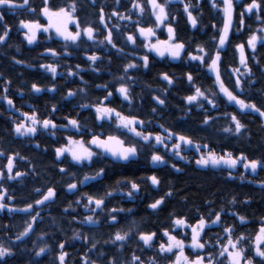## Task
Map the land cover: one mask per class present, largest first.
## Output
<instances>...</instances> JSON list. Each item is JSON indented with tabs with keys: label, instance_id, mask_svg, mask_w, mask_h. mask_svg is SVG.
I'll list each match as a JSON object with an SVG mask.
<instances>
[{
	"label": "trees",
	"instance_id": "16d2710c",
	"mask_svg": "<svg viewBox=\"0 0 264 264\" xmlns=\"http://www.w3.org/2000/svg\"><path fill=\"white\" fill-rule=\"evenodd\" d=\"M73 2L77 7L74 15L79 18L81 28L91 24L96 30L97 42L104 38L107 31L99 22V9L104 7L109 27L117 24L120 26L119 29L113 27V40L117 48H122L123 51L118 52L111 46L88 41L83 35L76 45L69 42V46L64 48L65 42L55 36L54 30L51 33L38 32L37 40L29 45L24 37L27 30L21 28L19 22L39 19L41 24L46 25L47 19L40 11L44 6L43 0H30L31 7L36 9L35 13L29 12L27 7L4 10V21H0V33L5 24L11 28L8 40L0 44V97L5 95L3 90L7 86V97L14 103V107L9 106L5 99L0 98V151L5 153L0 156V170L6 172L7 156L19 153L13 175L15 171L26 173L15 180L0 181V192L7 189L8 196L15 199L6 197L5 202L15 208H24L28 203L41 199L48 187L56 190L52 201L34 205L40 211V217L34 231L24 237L23 242L17 241L16 236L23 231L25 221L30 219L31 214L0 211V244L11 247L16 253L0 260V264H59L57 257L61 250L58 245L65 242L63 251L69 253L66 264H84L85 258L96 264H108L113 257L117 264H128L133 253L140 256L145 264H148V259L152 256L156 257L157 264H169V256L157 251L160 242H167V237L162 235L163 230L168 229L178 236L183 232L190 233V228L177 227L173 230L172 220L186 217L188 223L194 225L201 215L206 219H214V216L208 217L209 211L213 209L222 212V222L235 227L234 235L242 233L251 237L264 222V186L261 184L264 182V168H258L253 173L250 169L244 170L242 162L235 169L225 164L205 168L197 165L195 160L202 153L215 150L218 154L232 152L234 156L243 152L249 159L264 161V117L251 110L242 112L235 103L228 102L223 94L218 98L209 94V99L216 100L217 108H213L207 101L188 104L185 99L194 94L193 84L186 79L188 72L192 73L195 85L206 93L208 89L219 92L218 86L214 84V73L208 70L206 64L190 61L187 53L197 54V45H202L210 54L214 53L218 45L219 30L223 26L222 12L219 10L223 6L221 0H216L219 6L217 8L212 6L210 0H173L168 4L169 21L175 29L177 40L186 45L185 53L180 59H172L167 55L161 58L143 46L147 41L139 36L136 22L139 21L140 26H155V17L150 13L147 0H139L145 5L143 15L132 8L137 0H120L119 4L115 0H95L94 3L93 0H49V6L56 9L68 7ZM160 2L163 3L164 0ZM250 2L251 0H234L236 15L228 42L221 49L220 70L226 86L240 98L254 102L264 110V41L257 44L255 53L246 43L253 33L264 36V32L258 31L264 28V10L246 14L244 28L242 31L238 30L239 13ZM260 2L264 6V0ZM17 3L22 4L23 0H17ZM185 3L190 4V11L197 17L196 28L191 26L187 13L183 10ZM113 10L121 15L131 16V20L112 17L110 14ZM167 23L166 21L165 25L156 29L157 37L161 40L167 39ZM213 25L216 27L213 28ZM69 28L76 31L75 25H69ZM127 35H134L136 43L127 41ZM155 39L152 38L153 42ZM240 43L245 44L251 75H245L246 70L239 63V52L235 45ZM49 48L59 55L53 56L46 52ZM93 54L101 57L95 64L87 59V56ZM144 55L149 56L148 68L142 67L141 57ZM13 57L24 63L17 64ZM128 63H135L139 67L125 73L124 68ZM42 64L57 66L55 78L40 67ZM233 68H239L240 73H231ZM69 72L77 75H69ZM162 73L172 76L174 83L169 85L162 79ZM237 75H240L243 82V91L234 86ZM119 77H124V80H119ZM6 80H11V84L6 85ZM33 83L44 91L34 92L31 89ZM121 83L129 86L131 103L116 91ZM105 84L108 85L107 88L102 87ZM53 87L55 91L48 90ZM79 89L84 91L75 96H67L68 91L77 92ZM108 91L113 95L105 101ZM156 96L165 99V105H158L153 99ZM99 101L124 115L136 116L146 121L142 128L138 126L142 131L166 137L168 132L165 129H168L192 138L201 145V150L198 152L192 145H182L181 155L187 157L185 160L171 151L172 144L178 142L176 136L172 140H166L169 147L165 149L163 145L155 144L154 139L147 143L126 130H118L114 121H100L96 118L95 108L92 106ZM201 103L203 107L200 106ZM53 106L56 107L55 112L51 111ZM153 108L156 109L155 112L152 111ZM31 112H36L41 120H54L57 129H41L35 137L17 135L14 132L15 123L25 119L21 113ZM226 113H235L246 125L239 135L223 131L225 127H234ZM206 116L213 117L208 124L203 123ZM68 119L78 120L83 137L68 125ZM93 133L101 134V138L106 134L119 135L125 140L126 146L136 144L138 155L129 161H122L92 146L97 155L91 163H76L68 153L57 158L55 149L64 146L67 137L83 138L87 142ZM204 145L208 147H203ZM154 153L162 155L165 163H153L151 155ZM21 156L26 159H20ZM60 168L67 169V172L61 173ZM101 168L104 169L103 176L84 180L85 175L95 176ZM152 175L160 180L158 186L152 185L147 179ZM241 176L244 178L241 179ZM127 181H135L140 185V190L131 197L127 195L131 191ZM68 183H77L78 188L69 191ZM36 189H40V192ZM106 192H111L112 195L105 196ZM167 192L172 195L166 196ZM85 194L104 197L105 205L95 211L92 210L94 205L85 208ZM161 197H165V201L159 209L148 207ZM233 197L236 200L234 204L230 202ZM77 200L80 201L78 205L75 203ZM209 201L213 203L209 204ZM112 208L124 209L123 212L114 214L117 216L116 223L110 220V215L113 214L109 210ZM232 213L245 216L246 223L240 224ZM88 215H92L99 223L83 222ZM129 228L132 236L124 242L122 249V242L111 243L116 231H128ZM138 232H156L153 247L145 246L138 239ZM76 233H80L81 238L74 239ZM205 234V239L213 241L217 234L222 238L226 235L220 225L212 226L211 231L206 228ZM105 241L109 242L104 243ZM93 243H96V248L89 251ZM45 244L51 246L50 250L37 257L35 253ZM211 251L216 252L217 249ZM185 253L190 257L194 255L189 248L185 249ZM249 255L252 253L249 252ZM255 264H259V257L255 258Z\"/></svg>",
	"mask_w": 264,
	"mask_h": 264
},
{
	"label": "snow or ice",
	"instance_id": "6c2138e0",
	"mask_svg": "<svg viewBox=\"0 0 264 264\" xmlns=\"http://www.w3.org/2000/svg\"><path fill=\"white\" fill-rule=\"evenodd\" d=\"M95 0H93V3ZM117 4L120 3V0H115ZM173 0H164V2H160V0H147V5L150 6V13L155 17V26H140L139 21L136 22L137 31L139 36L143 37L147 43H144L143 46L148 49L149 52H155L157 56L163 58L166 55L171 57L172 59H180L182 54L185 53L186 45L184 42L177 40L175 29L171 26V22L169 21V13L167 10L168 4H171ZM212 6L214 8L219 7L217 5L216 0H210ZM222 8L219 10L222 12L223 26L219 30L218 37V45L216 46L214 53L210 54L202 45H197L195 48V52L197 54H192L191 52L187 53V58L190 61H198L201 65L207 66L208 70L214 73L215 80L214 84L218 86L219 92H214L211 89L203 90L200 86H196L194 83V78L191 72L186 73V79L190 84H193L194 94L188 95L185 97L188 104H193L194 102L207 101L209 105L213 108H217L218 104L216 100L209 99V94L213 97H219L220 94L227 99L230 103H235L239 109L243 112L245 110H251L252 112L258 113L261 117H264V110L261 107H258L254 102H247L245 99L240 98L237 94H235L228 86H226L224 80L221 76L220 70V61H221V49L224 48L226 43L228 42L230 32L233 28L234 16L236 15V9L234 6V0H221ZM43 7L41 8V14L43 17L47 19V24H41L39 19L36 20H21L19 22V26L27 31L24 33V37L27 40L29 45L33 44L37 40V34L40 31L44 33H51L52 30L55 32V36L61 38L65 44L64 48L69 46V42L73 45H76L77 42L81 41L82 35L87 38L88 41H93L94 43H98L99 45L111 46V48H116L118 52H122V48H117L116 43L113 40V27L119 29V25H113V27H109L106 21V14L104 11V7H100L99 9V22L103 27L107 30L106 35L102 40L96 41L95 32L96 30L91 26V24L81 28L80 20L74 14L77 11L76 4L73 2L68 7H58L53 9L49 6V0H43ZM29 12L35 13L36 9L31 7L30 0H23V3H17V0H0V21H4V10L10 9H19L25 8ZM190 4L185 3L183 10L187 13V19L190 22L193 28H196L198 24L197 17L193 15L192 11H190ZM133 9H137L141 15L145 12V5L140 3L139 0L133 3ZM264 10V6L260 0H251L250 3H247L244 7V10L239 13V21H238V30L242 31L245 25L244 17L246 14H251L254 11L259 13ZM112 17H118L120 20H131V16L129 15H121L119 12L113 10L110 14ZM174 19V17H173ZM261 19V17H258ZM167 23V39L161 40L157 37L156 29L160 28L162 25ZM69 25H75L76 31H71ZM213 28L216 26L213 25ZM258 31L264 32V28L259 29ZM11 32V28H9L6 24L3 27L2 33H0V44L5 43L9 38V33ZM155 37V42H153L152 38ZM51 38V36L49 37ZM127 41H130L132 44L136 43V37L134 35H127ZM261 41H264V36L257 35L255 33L251 34L247 39L246 43L249 48L252 49L253 53H255L257 44ZM236 49L239 52V63L246 70L245 75H251V68L248 66L247 55L245 51V44L240 43L235 45ZM19 50V49H17ZM46 52L50 53L53 56L59 55L54 49H46ZM70 55V53H65ZM17 64L24 63L21 60H16L13 57ZM87 59L95 64L98 60L101 59L100 56L95 54L87 56ZM143 61L142 67H149V56L144 55L141 57ZM40 67L44 68L46 71L50 72L55 78L57 74V66L53 64H42ZM80 68L79 65L76 66ZM139 67L135 63H128L124 72L127 73L129 69ZM231 73H240L239 68L231 69ZM230 73V75H231ZM69 75H77L75 72H69ZM2 75V74H0ZM162 79L167 81L169 85L174 83L173 77L168 73L161 74ZM82 79V77H81ZM119 80H124V77H119ZM242 80L240 75L236 76L234 81V86L240 91H243ZM6 85L11 84V80L5 81ZM100 87V86H98ZM102 87L107 88L108 85H102ZM31 89L34 92L44 91L43 88L38 86L36 83L31 85ZM49 91H55L56 89L53 87L48 89ZM5 95L3 98L6 100L9 106L14 107V103L12 99L7 97L8 87L4 88ZM84 89H79L77 92L68 91L67 96H75L78 92H82ZM116 91L123 97L124 100L129 101L131 103L132 97L130 95V88L128 85L121 83L120 86L116 89ZM113 93L108 91L104 100H109L112 97ZM166 95V93H165ZM153 99L158 103V105H165V99H162L160 96L153 97ZM203 107V104L200 105ZM81 107H89V105H81ZM92 107L95 108L96 118L100 121H114L116 128L118 130L123 129L128 133H132L134 137L139 138L144 142L150 143L153 139L155 144L163 145L165 149L169 147L166 143V140H172L173 136H176L178 142H174L171 146V151L181 159L187 160V157L181 155L182 145H192L195 147L196 151L201 150V145L199 143H195L194 140L188 136L182 134H176L168 129H165L168 132V135L165 137L161 134L153 135L151 132H145L140 130L146 121L139 119L136 116L124 115L122 112L117 111L115 108L107 106L103 101H99L96 105ZM52 112L56 111V107L53 106L51 109ZM153 112L156 111L155 108L152 109ZM25 117L23 121L17 122L14 125V132L19 136L24 137H35L39 130H49V129H57V124L54 120L51 119H39L38 114L36 112L31 113H21ZM226 115L230 118L232 125L229 127H225L223 129L224 132L233 133L235 135H239L242 130L246 128V125L241 122L238 116L235 113H226ZM67 119V118H66ZM213 117L206 116L203 120L204 124H208ZM30 121V123H29ZM147 123H150L147 122ZM68 125H70L73 129H75L78 133L83 137V132H81V124L76 119H68ZM140 126V128H138ZM161 127H163L161 125ZM87 131V129H84ZM39 147V145H37ZM102 150V153L109 154L110 156L116 158L117 160L129 161L131 158H134L138 155V148L135 143H130L127 146L125 145V140L121 139L119 135L106 134L104 138H101V134L93 133L91 139L89 141H85L83 138L74 139L72 136L66 138V143L64 146L58 147L55 149V154L57 158L63 156L65 153H68L71 157V160L76 163H83L84 161L92 162L93 157L97 155L95 151H93V147ZM203 147H208V145H204ZM5 153L0 151V156H4ZM19 153H13L12 155L7 156V164H6V172L4 170H0V181L5 179L7 180H15L19 177L26 175V173L15 171V161ZM20 159H26V157H20ZM151 161L153 163H165L164 157L158 153H154L151 155ZM242 162V166L244 170H251V172L256 173L258 168H264V161L257 159H249L243 152L239 155L234 156L232 152H227L226 154H218L215 150H210L206 154L202 153L198 159L195 160V163L202 167H208L209 165L218 167L221 164L227 165L231 169L237 168L238 164ZM173 168H176L175 165H172ZM180 171V169H176ZM59 171L61 173H66L67 169L60 168ZM74 175V174H73ZM104 169H99L95 176H84V180L95 179L96 177L103 176ZM231 172L229 173V177H231ZM241 179L244 177L241 176ZM152 183V185L158 186L160 184V180L152 175L148 177ZM120 183V182H118ZM130 186L131 191L127 193L129 197L133 196L134 192H138L140 190V185L135 181H127ZM262 186H264V182H261ZM69 191L76 190L78 188L77 183H68L67 185ZM37 192H40V189H36ZM87 195V194H85ZM111 192H106L105 196H111ZM166 196H171V192H167ZM56 196V190L53 187H48L45 194H42L41 199H36L34 203H28L24 208H15L10 206L5 202L6 197L8 199H15V197L8 196V190L4 189L3 192H0V211L7 210L9 212H26L30 213V219L25 221L26 226L23 228V231L19 232L16 236L17 241L23 242V238L29 236L35 229V225L37 223V219L40 217V211H37L34 205H44L45 202L52 201ZM165 197H161L160 199H156L153 203L148 205L149 208L156 210L159 209L161 205L164 204ZM231 203H236L235 197L230 201ZM247 202V201H246ZM78 205L80 203L79 200L75 201ZM209 204L213 203L212 201L208 202ZM94 205L95 207L92 209H102L105 205L104 197H96L93 195H87V201L84 204L85 208H89V206ZM71 207V205H69ZM67 211V209H65ZM110 220L112 223H116L117 216L114 215L117 212H123L124 209L112 208L109 210ZM131 211V210H129ZM34 213V214H32ZM174 215V214H172ZM232 215L238 218L240 224L246 223V217L243 215H239L238 213H232ZM214 216V219H206L203 215L199 216L196 220V223L190 224L186 217H176L172 220L173 230L177 227L179 228H190L191 232H183L179 236L172 234L168 229H164L162 235L167 237V242H160L159 247L157 249L158 253L167 254L170 258L169 264H255V258L259 257V264H264V222L261 223L259 229L251 236H246L245 234H235V227L232 225H226L222 222V212H216L214 209L210 210L208 213V217L211 218ZM89 224H97L98 220H95L92 215H88L85 217V221ZM135 224V221H132ZM220 225L222 231L226 234L225 237H220L217 234L215 240L205 239V229L207 228L211 231L212 226ZM138 239L143 242V244L149 248L153 247V242L156 239V232H138ZM132 230L129 228L128 231H116L114 234V239L111 240V243L115 244L117 241L122 242L120 244V248L124 247V242L131 239ZM75 238H81L80 233H76ZM84 239H87L86 237ZM109 241H105L104 243H108ZM66 243V242H65ZM65 243H59L58 247L61 250L57 259L59 264H66L67 257L69 253L63 251L65 248ZM51 248L50 245L45 244V246L39 247V250L35 253L37 257L42 256L49 251ZM96 248V243H93L89 248V251H92ZM189 248L193 252V256H189L185 253V249ZM217 249L216 252L211 251V249ZM208 249V251H205ZM22 251L24 249H21ZM249 252L252 255H249ZM16 253L13 251L11 247H5L3 244H0V260H3L5 257L14 256ZM32 264V262H29ZM84 264H96L95 261H90L89 259H84ZM108 264H117V260L113 257ZM128 264H145V261L141 259L140 256H137L135 253L132 254L131 261ZM148 264H157V260L155 256L149 257Z\"/></svg>",
	"mask_w": 264,
	"mask_h": 264
}]
</instances>
